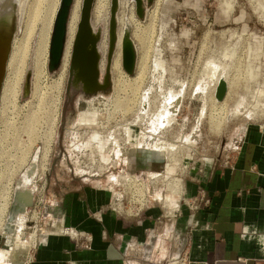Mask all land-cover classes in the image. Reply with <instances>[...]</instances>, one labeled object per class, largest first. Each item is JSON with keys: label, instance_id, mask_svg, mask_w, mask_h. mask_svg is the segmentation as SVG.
Instances as JSON below:
<instances>
[{"label": "rangeland", "instance_id": "rangeland-1", "mask_svg": "<svg viewBox=\"0 0 264 264\" xmlns=\"http://www.w3.org/2000/svg\"><path fill=\"white\" fill-rule=\"evenodd\" d=\"M12 1L9 3H12V10L15 8V25L11 54L15 58L20 55L18 59L22 62L15 64L21 63L25 69L0 101L3 224L15 202L19 180L27 169L35 168L30 172L28 182L32 202L25 215L26 225L9 245L0 230V249L17 247L22 251L10 255L2 264H27V253L40 233L47 232V224L56 217V208L63 206L66 194L76 192L77 187L103 189L114 186L124 192L119 211L138 214L139 208H133L134 204L129 203L136 189L127 179L129 176L145 183L151 192L164 191L168 186L171 193L182 191L180 208L171 216H167V207L162 200H149L162 215L149 232L148 245L135 246L130 252L129 264H156L154 260L162 247L171 257L182 259L181 236L175 221L185 203L183 193L187 181L232 158L248 123L264 124V0H154L152 3L145 0L143 17L137 15L134 0H127L122 8L118 7L117 15L129 17L134 10L138 20L139 29L135 23L129 26L136 47V68L144 49L147 60L146 72L137 86L136 101L127 111L117 109L113 80L107 90L86 96L73 87L68 90L69 68L64 84L59 89L51 86L59 70L49 71L52 34L62 1L58 0L48 48L42 56L46 69V107L43 112L37 105L31 108L30 96L25 95L26 77L29 72L32 76L30 66L36 57L41 22L31 15L34 0ZM111 1L104 0L108 49ZM78 2L81 17L83 0ZM121 61L123 67V54ZM215 71L218 76L220 74V80H225L226 90L232 89L230 98L216 97L220 81L215 79ZM126 76L131 79L133 74L126 73ZM123 91V98L135 95L129 86ZM175 93L182 96L178 112L164 125L154 122V118L163 112L166 96ZM92 96L95 98L91 99ZM31 109L40 112V120L35 122L39 125L34 124L33 130L25 122ZM93 110L96 111L94 114ZM143 110L145 113L141 112ZM87 111L90 113L86 118L91 122L88 127L81 126V113ZM196 128L198 137L195 136ZM95 130L104 136L102 146L91 139ZM147 136L158 141L154 148L157 153L145 144L136 145L139 139L140 143H145ZM118 173L124 176L121 186L114 185ZM175 177L181 178L182 182L172 179ZM153 178L156 182L148 184V179ZM140 194L144 200L138 206L144 208L147 199ZM114 195L117 196L115 192ZM147 249L152 250L150 260L144 258ZM156 262L163 264L162 259Z\"/></svg>", "mask_w": 264, "mask_h": 264}, {"label": "crops", "instance_id": "crops-1", "mask_svg": "<svg viewBox=\"0 0 264 264\" xmlns=\"http://www.w3.org/2000/svg\"><path fill=\"white\" fill-rule=\"evenodd\" d=\"M192 179L175 221L185 264H264V124L248 123L229 163ZM200 189L211 202L194 210L190 202ZM116 197L95 186L66 194L26 263L129 264L133 247L148 245L162 214L149 201L129 215L114 208Z\"/></svg>", "mask_w": 264, "mask_h": 264}, {"label": "bare ground", "instance_id": "bare-ground-1", "mask_svg": "<svg viewBox=\"0 0 264 264\" xmlns=\"http://www.w3.org/2000/svg\"><path fill=\"white\" fill-rule=\"evenodd\" d=\"M10 1H12V0H10ZM57 1L58 0H34L33 5H31V6H33L31 8L32 9L31 15H32V17L36 18L37 20H39L41 22V29L38 33L39 39H38V43H37V47H36V57H35V60L32 63V65L30 66L32 69V76H31L32 78L30 81V89H29V92L27 95L30 96V100L28 102L31 103L30 104L31 108H33L34 105H37V107H39V111L41 110L42 112L44 110V106L46 107V105H45L46 104V93L44 92V81L46 78V74H45L46 69H45V65H44L45 63H44V61H42V56L45 55V52L47 51V48H48L49 35H50V31H51V21L53 19L54 13H55ZM78 1L79 0H74L72 7H71V12H70V16L68 19V25H67L66 41H65V45H64L62 62H61L60 67L58 68L59 70L57 72L58 73L57 78H54L51 82V86L54 89H59L64 84L65 79H66L67 74H68V71H69V68H70V65H71L73 47H74L75 37H76L79 19H80V7H79ZM126 2H127V0H119V7L122 8ZM10 3H9V0H0V70L2 69V65H4V67H5L4 73H2V75H1L2 80H0V83H1L0 84V86H1V88H0V101L2 98L5 97L8 90H11L15 86V83L18 79V76H20V75L22 76L24 69H25V68H22V66L20 65L21 63L15 64L16 62H19V61L22 62V59L21 60L18 59V57L20 55L17 58H15L14 55L11 54L12 46H13L12 42H13V38H14V25H15V18H14V11L13 10H15V8L12 10L13 7L12 8L10 7ZM12 3H13V1H12ZM104 9H105L104 0H95V4H94L93 10H92V24H93L95 29H100L102 32V37H101V40L99 42V50L101 53V61H100L101 73L104 72L103 70L105 67V63H106L105 60H106L107 51H108L107 50L108 49L107 20L105 17ZM117 19H118V41H117V45H116V48H115V51H114V54L112 57L111 76H112V80H113V84H114V95H115L114 100L116 102V106H118L117 109L122 110V111H127L133 107V105H131V104L134 101H136L137 86H138L139 80L142 79V77L144 76V73L146 72L147 60H146V51L144 49V52L141 54L140 58L138 59L135 74L133 73V77H131V79H129L126 76L127 72L123 69L122 61H121L122 40H123V36L125 33V29L129 28V26L134 24V23H135V25H137L138 20H136V18L134 17V10L131 11V16L126 17V16H123L122 14H119V15H117ZM29 27H31V26H29ZM137 28H138V25H137ZM139 34H136V35H139ZM131 37H132V34H131ZM140 40L141 41L144 40L142 34L140 36ZM5 57H7V58L5 59ZM28 66H29V64H28ZM212 68H213V66H212ZM209 75H212V74H209ZM213 75H214L215 79L217 80V82L221 81L220 80L221 79L220 74L218 76V73H216V71H215V73H213ZM213 75L211 78H213ZM25 85H26V83H25ZM231 85H233V84H231ZM128 86L133 90V94H135V95H133L131 98H130V96L123 98L121 94H122V92H124L123 90ZM231 91H232V89L228 90L226 92V95H225L223 100H225L229 97V95L232 93ZM173 94L169 95V96L165 95L167 98L165 97L166 99L164 102V107L162 108L163 112L160 111L162 114L159 115V117L157 116L156 118H154V122L157 121L156 123H160L161 125H164L169 121V119L171 117H173V115H175L178 112L179 106H180L181 101H182V96L180 94H177V93H175L176 95H173ZM94 98L95 97H93L91 99H94ZM31 110H32L31 115H29L30 117H29L28 121H25V122H28L29 129L32 128V130H33V125L37 124L35 122L40 120V115H39L40 112H37V110H34V109H31ZM93 111H94L93 112V114H94L96 111L95 110H93ZM141 112H144V110ZM89 113H90V111L81 113L82 114L81 115L82 118L80 117L81 123L78 122L81 126L88 127V125L90 124L89 122H91V120H88L86 118V116ZM44 114H45V112H44ZM54 116H56V115H54ZM142 116H143V114H142ZM41 119H42V117H41ZM170 120H172V119H170ZM154 124L155 123H153L152 125H154ZM38 125L39 124H37V126ZM34 127H36V126H34ZM198 133H199V130H198V128H196V130H195V136L196 137H198L197 136ZM129 134H130V132H129ZM195 136L193 135L192 137H195ZM103 137L104 136L101 135L99 133V131L95 130V132L92 134L91 139H92V141L97 142L96 144H98L99 146H102ZM155 139H156L155 137L147 136L146 140L144 139L145 143H143L142 140H141L142 143H140V139H139L136 141V145L141 146V145L145 144V147L147 146L146 148H152L154 150V148H156L158 146V143L156 144L157 140H155ZM103 148H105V147H103ZM44 151H46V150H44ZM34 168H35V166L33 167V169ZM33 169H30V168L27 169V171L24 172L22 179L19 180V186H18L19 188H18L17 193H16V199H15V202L13 203V205L11 207L10 214H9L7 222H5V224H3V220H4L3 219V216H4L3 210L4 209L2 207L1 208L3 210L0 209V230H2L1 232H3L4 236L7 238V244L8 245H9V242L13 240L15 234L20 232L27 223V219H26L25 215H26L27 211L29 210L30 204L32 202V193L27 189L30 188V187H28V182H29V178H31L30 172H32ZM32 175H34V174H32ZM173 176H176V175H173ZM123 177L124 176H122L121 173H118V175L115 178L114 185L117 184L118 186H121L122 183L120 181H121V178H123ZM127 179H129L130 182L132 183L133 187L136 188L135 190L137 193L144 194L145 196L148 197L147 199L162 200L163 203L165 204V206L167 207V210H166L167 216L173 215L174 212L180 208V202L182 200V194H181L182 191H177L176 193H171L172 192L171 188L168 186L167 189H165L164 191H157V192L153 191V192H151L149 190V187L145 183H143L141 181H136L134 176H129V177H127ZM172 179L176 180V181L178 180L179 182L180 181L182 182V179L179 177H175ZM148 181H149L148 184L152 183V181L154 183L156 182L154 178L148 179ZM182 188H183V183L181 185V190H183ZM111 189H113V191L115 192V194L118 197H121L119 190H117L114 186H112ZM22 246H23V244H22ZM16 248L12 247L10 250L6 249V248H1L0 249V264L6 262L10 255L12 256V254H14L16 252L19 253L20 251H22V248H19L20 250L19 249L17 250ZM133 249H135V247H133ZM151 253H152V250L147 249L146 253H145L146 255L144 258L147 260H150V258H152ZM160 256H162V257L160 258ZM170 257L171 256L169 255L168 251H166V248L162 247L161 251L156 256V259L155 260L153 259V260L156 264H160V263L156 262L157 259H162L163 264H178L179 262H180V264H184L183 259H180L177 256L176 257L174 256V258L173 257L170 258ZM22 264H24V263H22ZM136 264H138V262H136Z\"/></svg>", "mask_w": 264, "mask_h": 264}, {"label": "water", "instance_id": "water-1", "mask_svg": "<svg viewBox=\"0 0 264 264\" xmlns=\"http://www.w3.org/2000/svg\"><path fill=\"white\" fill-rule=\"evenodd\" d=\"M136 2V12L139 17L145 13V0H134ZM154 0H147L152 3ZM74 0H62L61 6L55 21L54 31L51 40L49 71L57 70L62 62L64 45L66 41L68 19ZM95 0H83L81 17L75 37L68 90L73 87L83 95H96L101 90H107L112 86L111 63L112 57L118 41V19L117 11L119 0L111 1L109 20V49L107 57L106 71L102 79L100 70L101 53L99 42L102 37L100 29H95L92 24V10ZM123 67L129 74H133L136 68L137 53L134 41L131 37L130 28L125 29L122 40ZM7 57H5L6 59ZM5 67L0 70V80ZM31 73L26 77L25 95L30 89ZM1 84V83H0ZM1 88V86H0ZM225 80L218 84L216 97L222 99L226 94ZM91 97V96H90Z\"/></svg>", "mask_w": 264, "mask_h": 264}, {"label": "built area", "instance_id": "built-area-1", "mask_svg": "<svg viewBox=\"0 0 264 264\" xmlns=\"http://www.w3.org/2000/svg\"><path fill=\"white\" fill-rule=\"evenodd\" d=\"M237 148L239 149V146H237ZM230 160H231V158L228 159V160H226L225 163H229ZM134 191L135 192L131 196V199L129 200V203H130L131 206L134 204L133 205V208H137L138 207L139 210H141L142 207L141 206H138V205L141 204V200L143 199L142 198V195L140 193H137L136 190H134ZM120 194H121V197H116V199H115V201L113 203L114 208L115 209H118V210L121 209L122 201H123V198H124V192L122 191V192H120ZM145 197H146V199L148 198L147 196H145ZM149 200L150 199H147L145 201L146 204H144V206L147 205V203L149 202ZM210 202H211V200L208 197L206 191L204 189H200L198 196L196 198H194L193 201L190 202L191 203L190 206H191L192 209L196 210V209H198V208H200L202 206H205V205L210 204ZM184 264H185V262H184Z\"/></svg>", "mask_w": 264, "mask_h": 264}]
</instances>
